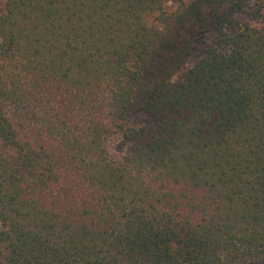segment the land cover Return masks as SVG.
<instances>
[{
	"label": "trees",
	"instance_id": "obj_1",
	"mask_svg": "<svg viewBox=\"0 0 264 264\" xmlns=\"http://www.w3.org/2000/svg\"><path fill=\"white\" fill-rule=\"evenodd\" d=\"M263 263L264 0H2L0 264Z\"/></svg>",
	"mask_w": 264,
	"mask_h": 264
},
{
	"label": "rangeland",
	"instance_id": "obj_2",
	"mask_svg": "<svg viewBox=\"0 0 264 264\" xmlns=\"http://www.w3.org/2000/svg\"><path fill=\"white\" fill-rule=\"evenodd\" d=\"M2 0H0V2H1ZM185 3H189V2H191L192 0H183ZM176 6H177V4L176 3H174V2H170V3H168V9L170 10V11H173V10H175V8H176ZM193 56V58H196L197 57V54H195V53H190V55H189V57H188V59H187V61H189V60H191L190 58ZM264 264V263H263Z\"/></svg>",
	"mask_w": 264,
	"mask_h": 264
}]
</instances>
